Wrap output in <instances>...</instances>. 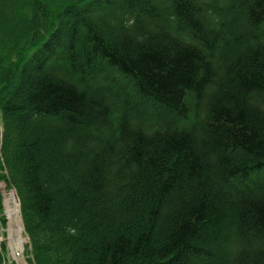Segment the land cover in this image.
<instances>
[{
	"label": "trees",
	"instance_id": "16d2710c",
	"mask_svg": "<svg viewBox=\"0 0 264 264\" xmlns=\"http://www.w3.org/2000/svg\"><path fill=\"white\" fill-rule=\"evenodd\" d=\"M0 116L30 264H264V0H0Z\"/></svg>",
	"mask_w": 264,
	"mask_h": 264
},
{
	"label": "rangeland",
	"instance_id": "374dc122",
	"mask_svg": "<svg viewBox=\"0 0 264 264\" xmlns=\"http://www.w3.org/2000/svg\"><path fill=\"white\" fill-rule=\"evenodd\" d=\"M2 133V126H1V116H0V134ZM0 192L3 196V205H4V216L6 218V226L3 228L1 227V231L3 232V237L1 236L0 238V242L1 243H5L6 244V248H7V252H6V256H5V259H6V263L7 264H18L17 261H15L14 257L12 256L11 254V250H10V245H9V230H10V220L8 218V208L6 206V201L10 200L11 199V195L13 193V191L11 190H8L7 189V186L5 183L3 182H0ZM12 202V201H11ZM17 202L19 203L18 199H17ZM16 215V224H15V227L16 228H19V226H22L23 228V221H22V217H21V213H20V209H19V216L18 214H15ZM20 219V221H19ZM21 224V225H20ZM4 230V231H3ZM22 239H23V242H24V245H23V253H22V258H23V261L25 262V264H30L29 263V255L27 254V245L29 243V240H28V237L26 236L25 234V231H24V228H23V232H22Z\"/></svg>",
	"mask_w": 264,
	"mask_h": 264
},
{
	"label": "bare ground",
	"instance_id": "6f19581e",
	"mask_svg": "<svg viewBox=\"0 0 264 264\" xmlns=\"http://www.w3.org/2000/svg\"><path fill=\"white\" fill-rule=\"evenodd\" d=\"M5 204L8 208V218L11 222L10 230H9V245H10L11 254L14 257L15 261L18 262V264H25L22 258L23 245H24V242L22 239L23 228L22 226H19V228L15 227V224H16L15 214H18L19 216V203L17 202V197H16L15 192L12 193L11 199L6 201Z\"/></svg>",
	"mask_w": 264,
	"mask_h": 264
}]
</instances>
